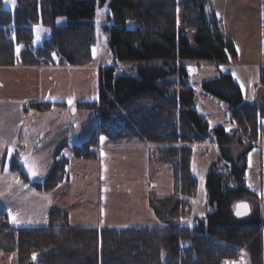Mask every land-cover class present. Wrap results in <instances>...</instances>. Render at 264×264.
I'll list each match as a JSON object with an SVG mask.
<instances>
[{"label":"trees","instance_id":"obj_1","mask_svg":"<svg viewBox=\"0 0 264 264\" xmlns=\"http://www.w3.org/2000/svg\"><path fill=\"white\" fill-rule=\"evenodd\" d=\"M108 0H18L13 11L0 0V67L84 66L92 62L98 37V7ZM211 0H110V21L104 26L115 61H138L142 65L127 73L117 63L100 68V98L80 102L78 108L94 110L98 124L89 138L74 146L78 159L96 160L100 138L112 142L137 139L156 144L158 166L170 164L174 192L152 196L150 206L161 227H76L67 209L50 212L45 227H15L0 210V252L16 253L18 264H226L248 257V264H264V212L244 221L235 200L248 193L232 186L239 173L227 161L213 165L207 175L211 205L216 210L205 217L192 216L199 182L193 172L192 147L206 141L209 125L195 110V93L188 71L179 59L228 63L237 50L227 37ZM135 20L136 28L128 21ZM38 25L50 29V37L33 53ZM21 48L19 54L17 48ZM170 76H176L172 78ZM204 89L230 105L234 134L222 126L215 139L225 148L238 140L251 146L262 141L264 106L244 101L231 74L207 81ZM261 86L264 87V68ZM64 103L34 102L32 108L47 111ZM245 141V142H243ZM67 145L55 153L54 165L42 182H31L18 155L10 171L40 191H51L68 175L71 159ZM232 165V164H231ZM231 169V171H230ZM231 172V177L226 174ZM194 227L184 224L192 219Z\"/></svg>","mask_w":264,"mask_h":264},{"label":"rangeland","instance_id":"obj_2","mask_svg":"<svg viewBox=\"0 0 264 264\" xmlns=\"http://www.w3.org/2000/svg\"><path fill=\"white\" fill-rule=\"evenodd\" d=\"M109 1L98 7V37L100 57L95 54V63L79 66L76 71L39 70L27 71L11 67H0V99L16 97L24 99L22 110L28 109L23 119L22 136L18 142L20 162L26 164V173L31 172V158L35 153H43L44 149L38 139L43 123L52 131L82 128L87 131L88 137L98 123V116L94 110L78 108L80 102L97 101L100 98V68L117 63L118 70L127 73L132 68H139L138 61H115L109 44V34L104 26L110 21L111 9ZM183 0H179L180 4ZM19 6L18 0H4V7L15 11ZM209 11L216 14L221 21L224 34L231 38L236 46L237 56L228 63H213L207 60L179 59L178 64L185 66L188 71V82L195 93V110L201 114L209 125L210 137L203 142H196L192 147L193 172L199 182L197 196L193 199L192 216L205 217L215 212L211 205L207 189V175L214 164L227 161L232 169L235 166L239 173L234 178L232 186H243L248 193L240 195L235 204L248 203L250 213L243 217L244 221L259 218L264 212V150L262 141L251 146L248 142L242 144L238 140L231 141L222 147L215 139V129L222 126L228 133L234 134L237 125L233 121L228 102L210 94L203 84L220 78L224 74H231L239 85L244 101L251 104H263L264 87L261 86L264 68V0H211ZM243 19V20H242ZM262 21V22H261ZM137 21H128L129 28H136ZM50 37V29L38 25L34 29V40L30 47L32 52L43 46ZM21 48H17L19 54ZM99 60V61H98ZM93 61V60H92ZM176 78V76H170ZM60 101L63 107L49 109V114L41 122H34L42 113L31 107V103ZM29 100V101H27ZM18 105V103H15ZM74 109L76 110L74 112ZM264 127V119L262 120ZM79 131V130H76ZM73 132V135H74ZM87 137V138H88ZM135 143H141L133 139ZM44 142V139L41 141ZM128 142L114 143L105 135L100 138L98 148L99 157L106 155L104 163L96 164L93 160L71 166L68 173L74 189L75 199L80 198L77 185L83 184L90 195L93 211H101L103 219H110L111 227L125 228L133 215L131 210L137 205L139 213L151 209L150 199L155 195L169 196L174 192V172L170 164L158 166L160 148L156 144L143 142L150 148L146 160L120 158L107 145H127ZM64 154L71 157V150L66 148ZM150 158V160H149ZM111 161H110V160ZM23 160V161H22ZM98 160V159H97ZM96 160V161H97ZM107 160V161H106ZM232 164V165H231ZM24 165V164H23ZM95 167L96 170H92ZM82 168V169H81ZM30 169V170H29ZM84 169V170H83ZM230 169V171H231ZM33 170V169H32ZM87 170V172L85 171ZM33 172V171H32ZM29 176V174H28ZM231 177V172L226 174ZM30 178V176H29ZM155 181L156 186L151 185ZM155 217V215H154ZM145 226L149 217L144 218ZM158 219V218H156ZM159 226L164 223L159 219ZM184 224L194 227L193 218L185 220ZM131 226V225H130ZM152 226V225H151ZM155 227V226H154ZM246 259L248 258L245 255ZM0 264H18L16 253L5 254L0 252Z\"/></svg>","mask_w":264,"mask_h":264},{"label":"crops","instance_id":"obj_3","mask_svg":"<svg viewBox=\"0 0 264 264\" xmlns=\"http://www.w3.org/2000/svg\"><path fill=\"white\" fill-rule=\"evenodd\" d=\"M99 44L100 42H98L94 49V56L97 54V57H100L101 54L98 47ZM95 61L96 59L93 58L92 62L95 63ZM11 68L31 72L32 70H39L42 73L50 69L63 71H76L80 69L79 66H61L59 65L58 60H56L54 65L41 67H22L20 65H16ZM44 99L47 98H41L40 101H44ZM47 100L51 101L49 99ZM23 101H25V98L19 99L12 97L8 99H0V210H3L8 215L10 223L15 227H45L49 225L50 212L56 208L67 209L69 211L70 224L72 226L86 228L98 227L100 229L111 227L113 223L108 221L110 219H103L101 213L103 207H101L100 212L98 208L96 210L97 213L93 211L90 200L91 196L88 195L85 186L81 183L77 185V193L81 196L80 198L75 199L73 184L69 173L67 178L59 186L47 192L36 189L30 183H25L20 178L19 174L10 171L12 156H19L18 153H20L21 149L18 148V142L21 140L22 136L23 124L21 125V123L23 119L26 118V114L29 112L28 109L22 110V104L20 103H24ZM58 102L60 101H52V103ZM15 103H18V105H15ZM63 105H54L53 107L61 108ZM37 111L42 113V115L35 118L34 122H41L44 118H46L45 116L51 112L49 110ZM75 111L76 110L74 109V112ZM46 127H48L47 123H43L39 133V142H37L43 147L44 154L35 153V155L31 158V170L29 169L31 172L28 171V174L32 183L44 181L54 165L56 151L64 144L67 145L66 148L71 150V157L65 155L71 159L68 170L75 164H82V162H85L86 164V161H89L87 159L75 158L73 155L74 146L81 144L89 138L87 131H84L82 128L75 129V132L73 128H70L67 131H52ZM43 139L44 142H41ZM125 141L128 142L127 145H115L114 147H111L106 144L108 146L107 149H113V152H117L116 156L120 158L140 159V161L144 162L147 155L143 152L146 150L148 152V157H151L150 148L148 149L146 145L144 146L143 142L140 141L141 143H135L133 139ZM125 141L114 143L122 144V142ZM158 151L160 152V148H158ZM105 159H107L106 155H100L98 160L96 159L97 161H93L96 162V164H99V168L102 170L101 165L104 163ZM23 164L24 168H26V164L24 162ZM92 170H96L95 167H92ZM85 171L87 172V170ZM151 185L156 186V182L153 181ZM157 196L166 197L160 194ZM131 214L133 215V219H131V222L127 224L129 225L127 227L145 226L146 222H144V218L146 216L150 218V222H147L148 226L152 225L160 227L158 224L159 221L156 219L157 217L155 214L154 217L151 209H147L146 212L141 211L139 213V209L137 205H135L133 210H131Z\"/></svg>","mask_w":264,"mask_h":264},{"label":"water","instance_id":"obj_4","mask_svg":"<svg viewBox=\"0 0 264 264\" xmlns=\"http://www.w3.org/2000/svg\"><path fill=\"white\" fill-rule=\"evenodd\" d=\"M229 59L230 61H232L231 56H229ZM243 206H246V207H243ZM237 208H238L237 214L239 217H245L250 213V206L248 203H245V202L239 203L237 204Z\"/></svg>","mask_w":264,"mask_h":264},{"label":"built area","instance_id":"obj_5","mask_svg":"<svg viewBox=\"0 0 264 264\" xmlns=\"http://www.w3.org/2000/svg\"><path fill=\"white\" fill-rule=\"evenodd\" d=\"M30 47V45H26V48ZM33 53H35L33 51ZM227 264H247V262L244 259H239V260H233V261H228Z\"/></svg>","mask_w":264,"mask_h":264},{"label":"snow or ice","instance_id":"obj_6","mask_svg":"<svg viewBox=\"0 0 264 264\" xmlns=\"http://www.w3.org/2000/svg\"><path fill=\"white\" fill-rule=\"evenodd\" d=\"M5 2H7V0H5ZM243 207H246V206H243Z\"/></svg>","mask_w":264,"mask_h":264}]
</instances>
